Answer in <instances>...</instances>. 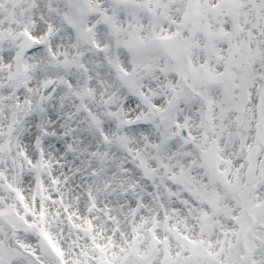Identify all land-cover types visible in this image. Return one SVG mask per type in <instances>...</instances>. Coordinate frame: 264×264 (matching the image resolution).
<instances>
[{
	"label": "snow or ice",
	"instance_id": "6c2138e0",
	"mask_svg": "<svg viewBox=\"0 0 264 264\" xmlns=\"http://www.w3.org/2000/svg\"><path fill=\"white\" fill-rule=\"evenodd\" d=\"M0 264H264V0H0Z\"/></svg>",
	"mask_w": 264,
	"mask_h": 264
}]
</instances>
